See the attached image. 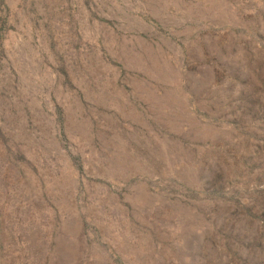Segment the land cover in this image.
Listing matches in <instances>:
<instances>
[{"label":"rangeland","instance_id":"obj_1","mask_svg":"<svg viewBox=\"0 0 264 264\" xmlns=\"http://www.w3.org/2000/svg\"><path fill=\"white\" fill-rule=\"evenodd\" d=\"M0 264H264V0H0Z\"/></svg>","mask_w":264,"mask_h":264},{"label":"trees","instance_id":"obj_2","mask_svg":"<svg viewBox=\"0 0 264 264\" xmlns=\"http://www.w3.org/2000/svg\"><path fill=\"white\" fill-rule=\"evenodd\" d=\"M1 33V32H0Z\"/></svg>","mask_w":264,"mask_h":264}]
</instances>
